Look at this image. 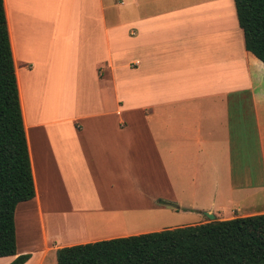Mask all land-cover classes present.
<instances>
[{
  "label": "crops",
  "instance_id": "crops-1",
  "mask_svg": "<svg viewBox=\"0 0 264 264\" xmlns=\"http://www.w3.org/2000/svg\"><path fill=\"white\" fill-rule=\"evenodd\" d=\"M3 7L34 193L14 210L23 264L204 212L264 214L233 207L264 198V65L244 50L232 0Z\"/></svg>",
  "mask_w": 264,
  "mask_h": 264
},
{
  "label": "trees",
  "instance_id": "trees-1",
  "mask_svg": "<svg viewBox=\"0 0 264 264\" xmlns=\"http://www.w3.org/2000/svg\"><path fill=\"white\" fill-rule=\"evenodd\" d=\"M244 50L264 65V0H232ZM14 64L0 0V258L15 256L14 210L33 198ZM16 255L8 264H23ZM55 264H264V214L55 250Z\"/></svg>",
  "mask_w": 264,
  "mask_h": 264
},
{
  "label": "rangeland",
  "instance_id": "rangeland-1",
  "mask_svg": "<svg viewBox=\"0 0 264 264\" xmlns=\"http://www.w3.org/2000/svg\"><path fill=\"white\" fill-rule=\"evenodd\" d=\"M250 198L249 201L246 200V202H239L238 204H235L237 206H233L234 207V210L238 211L236 207L238 208H243V209H247L249 207H255V206H259V207H263L264 206V198L260 195H256L255 196H252V197H248V199ZM259 200V201H258ZM20 205V204H18ZM18 219V215L16 217V221ZM29 229H30V234H32L34 236L35 234V227H32L34 225V223L32 221L29 222ZM18 230H17V235H18ZM18 238V237H17Z\"/></svg>",
  "mask_w": 264,
  "mask_h": 264
},
{
  "label": "water",
  "instance_id": "water-1",
  "mask_svg": "<svg viewBox=\"0 0 264 264\" xmlns=\"http://www.w3.org/2000/svg\"><path fill=\"white\" fill-rule=\"evenodd\" d=\"M203 216L208 220V222L213 221V215L204 212Z\"/></svg>",
  "mask_w": 264,
  "mask_h": 264
}]
</instances>
